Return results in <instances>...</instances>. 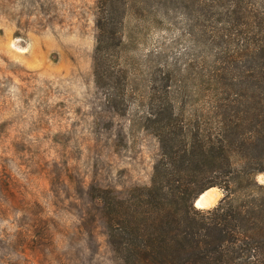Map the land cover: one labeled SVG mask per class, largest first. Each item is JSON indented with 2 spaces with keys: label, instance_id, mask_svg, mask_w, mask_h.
<instances>
[{
  "label": "trees",
  "instance_id": "trees-1",
  "mask_svg": "<svg viewBox=\"0 0 264 264\" xmlns=\"http://www.w3.org/2000/svg\"><path fill=\"white\" fill-rule=\"evenodd\" d=\"M150 2L157 22L181 14L189 46L158 51L148 85L124 27ZM95 30V85L116 111L139 102L160 147L148 184L96 189L120 264H264V0H96ZM212 187L222 197L196 207Z\"/></svg>",
  "mask_w": 264,
  "mask_h": 264
},
{
  "label": "rangeland",
  "instance_id": "rangeland-1",
  "mask_svg": "<svg viewBox=\"0 0 264 264\" xmlns=\"http://www.w3.org/2000/svg\"><path fill=\"white\" fill-rule=\"evenodd\" d=\"M154 13L124 27L127 69L148 85L158 51L189 46L180 13ZM95 15L96 0H0V264H120L96 189L148 184L160 147L139 102L116 111L95 85Z\"/></svg>",
  "mask_w": 264,
  "mask_h": 264
},
{
  "label": "bare ground",
  "instance_id": "bare-ground-1",
  "mask_svg": "<svg viewBox=\"0 0 264 264\" xmlns=\"http://www.w3.org/2000/svg\"><path fill=\"white\" fill-rule=\"evenodd\" d=\"M217 193L218 192L215 191L214 188L212 187V188L204 191L202 193V195H200V198L195 203H197L199 201L198 202L199 205H200V203L201 204H205V205H212V204H214L216 202L215 199L218 196Z\"/></svg>",
  "mask_w": 264,
  "mask_h": 264
},
{
  "label": "water",
  "instance_id": "water-1",
  "mask_svg": "<svg viewBox=\"0 0 264 264\" xmlns=\"http://www.w3.org/2000/svg\"><path fill=\"white\" fill-rule=\"evenodd\" d=\"M206 191V190H205ZM204 192V191H203ZM202 192V193H203ZM202 193H200L198 196H197V198L195 199V201H194V205L197 207L198 206V208H209V207H212V206H214L217 202H215L214 204H212V205H205V204H201L200 203V205H197L195 202L200 198V195H202Z\"/></svg>",
  "mask_w": 264,
  "mask_h": 264
}]
</instances>
